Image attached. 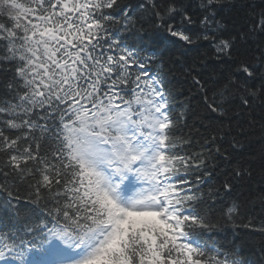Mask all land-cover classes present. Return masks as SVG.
I'll list each match as a JSON object with an SVG mask.
<instances>
[{
	"label": "snow or ice",
	"instance_id": "obj_1",
	"mask_svg": "<svg viewBox=\"0 0 264 264\" xmlns=\"http://www.w3.org/2000/svg\"><path fill=\"white\" fill-rule=\"evenodd\" d=\"M0 264H264V0H0Z\"/></svg>",
	"mask_w": 264,
	"mask_h": 264
},
{
	"label": "trees",
	"instance_id": "obj_2",
	"mask_svg": "<svg viewBox=\"0 0 264 264\" xmlns=\"http://www.w3.org/2000/svg\"><path fill=\"white\" fill-rule=\"evenodd\" d=\"M254 2H255L256 4H260V3H261V0H254ZM171 80H172V87H173V89H174L178 94H181V93H182V94H186L187 91H188V90L190 89V87H191L190 82H189V83H185V82L183 81V79H182L179 75H175V76H173V77L171 78ZM180 99H181V100L184 99V96L181 95V96H180ZM185 131H187V129H185ZM213 184H218V181H213ZM204 190H205V191H208L209 188H205ZM254 212H255V216H256V217H259L260 214H261V210H260L259 208H256V209L254 210ZM253 222H254V223H258V219L254 220ZM227 235H228V238H229V239L232 238V233H231L230 231L227 233ZM237 235H245V233H244L243 231H240V232L237 233ZM246 238L249 239V240H253L255 243H257V245L259 244L260 237H259L258 235H256V234L249 233V234L246 236ZM247 253H248L250 259H252V260H258V259L260 258L259 254H258V253H259V248H258V246H257V248H255V249H251V248H249V249L247 250Z\"/></svg>",
	"mask_w": 264,
	"mask_h": 264
}]
</instances>
